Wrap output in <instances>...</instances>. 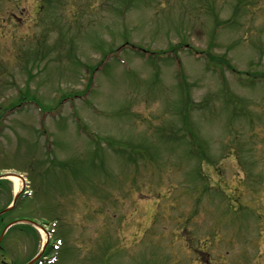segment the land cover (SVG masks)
Instances as JSON below:
<instances>
[{
  "label": "rangeland",
  "instance_id": "1",
  "mask_svg": "<svg viewBox=\"0 0 264 264\" xmlns=\"http://www.w3.org/2000/svg\"><path fill=\"white\" fill-rule=\"evenodd\" d=\"M4 172L8 264H264V0H0Z\"/></svg>",
  "mask_w": 264,
  "mask_h": 264
},
{
  "label": "bare ground",
  "instance_id": "2",
  "mask_svg": "<svg viewBox=\"0 0 264 264\" xmlns=\"http://www.w3.org/2000/svg\"><path fill=\"white\" fill-rule=\"evenodd\" d=\"M10 179H12L13 180V182H14V184L16 185V188L18 189V187H19V178L17 177V176H10Z\"/></svg>",
  "mask_w": 264,
  "mask_h": 264
},
{
  "label": "flooded vegetation",
  "instance_id": "3",
  "mask_svg": "<svg viewBox=\"0 0 264 264\" xmlns=\"http://www.w3.org/2000/svg\"><path fill=\"white\" fill-rule=\"evenodd\" d=\"M2 249H4V248L2 247ZM1 256L2 255H0V264H5V260Z\"/></svg>",
  "mask_w": 264,
  "mask_h": 264
},
{
  "label": "trees",
  "instance_id": "4",
  "mask_svg": "<svg viewBox=\"0 0 264 264\" xmlns=\"http://www.w3.org/2000/svg\"><path fill=\"white\" fill-rule=\"evenodd\" d=\"M166 53V52H165ZM222 60V59H221ZM224 61L227 62V60L224 58ZM233 67V66H232Z\"/></svg>",
  "mask_w": 264,
  "mask_h": 264
}]
</instances>
